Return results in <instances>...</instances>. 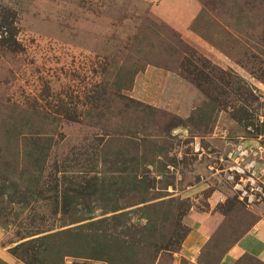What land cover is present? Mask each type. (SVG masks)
I'll use <instances>...</instances> for the list:
<instances>
[{"label":"rangeland","instance_id":"rangeland-1","mask_svg":"<svg viewBox=\"0 0 264 264\" xmlns=\"http://www.w3.org/2000/svg\"><path fill=\"white\" fill-rule=\"evenodd\" d=\"M259 221L264 0H0V264H263Z\"/></svg>","mask_w":264,"mask_h":264},{"label":"crops","instance_id":"crops-1","mask_svg":"<svg viewBox=\"0 0 264 264\" xmlns=\"http://www.w3.org/2000/svg\"><path fill=\"white\" fill-rule=\"evenodd\" d=\"M184 14H187L186 11ZM187 247H189V239L184 243V248L186 249ZM189 249V251H192L190 247ZM243 254L250 255L252 258L257 259L264 264V221H259L251 230L246 232V234H244L237 241V243L227 253L225 261L228 259L235 260Z\"/></svg>","mask_w":264,"mask_h":264},{"label":"built area","instance_id":"built-area-1","mask_svg":"<svg viewBox=\"0 0 264 264\" xmlns=\"http://www.w3.org/2000/svg\"><path fill=\"white\" fill-rule=\"evenodd\" d=\"M244 152H245V151H243V150H240V151L238 152V153H239V156L243 157V156H244V155H243V154H244ZM236 172H238V173H239V170L237 169V170H236Z\"/></svg>","mask_w":264,"mask_h":264},{"label":"trees","instance_id":"trees-1","mask_svg":"<svg viewBox=\"0 0 264 264\" xmlns=\"http://www.w3.org/2000/svg\"><path fill=\"white\" fill-rule=\"evenodd\" d=\"M124 87H125V88H128V87H129V85H126V84H125V85H124Z\"/></svg>","mask_w":264,"mask_h":264}]
</instances>
